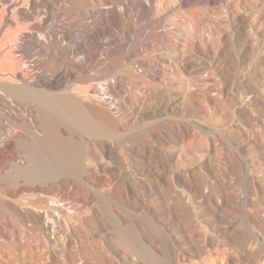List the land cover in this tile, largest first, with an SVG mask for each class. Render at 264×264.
Segmentation results:
<instances>
[{
  "label": "bare ground",
  "instance_id": "bare-ground-1",
  "mask_svg": "<svg viewBox=\"0 0 264 264\" xmlns=\"http://www.w3.org/2000/svg\"><path fill=\"white\" fill-rule=\"evenodd\" d=\"M26 1L0 0V196L9 198L10 201L5 200L9 204L12 201L19 206L40 208L44 213L72 210L73 215L68 216L73 222L70 231L59 222L54 230V236L68 232L64 254L58 249L63 264H78L86 247L93 245L113 253L121 264H183L201 253L199 241L191 238L184 252L169 256L156 248L149 235L167 243L166 232L189 225L188 219L196 216L190 217L191 206L205 197L209 204L231 211L230 180L250 179L259 201L264 203V183L255 168L256 163L260 164L256 160L264 164V140L258 137L261 144L254 141L250 145L253 149L246 143L248 147H240L234 142L237 147L230 145L231 154L224 146L225 153L218 149L217 156L216 142L208 143L204 137V133L209 134L208 127L185 115L194 101L208 103L214 99L221 104L226 118L224 125H219L221 133L226 129L248 132L245 127L251 121L264 131V0H108L110 7L105 11L99 9L100 0H49L51 4L45 7L44 0H32L30 4ZM64 4H69L68 14L85 5L89 7L97 26L85 28L79 36L93 46L87 57L91 63H100V46H109L108 67L107 63L98 70L96 63L86 64V60L78 58L82 40H72L75 29L60 22L59 7L63 9ZM131 7L139 10V20H132L133 14H122ZM153 15L157 17L144 25L145 19ZM42 19L51 20L52 25L47 24L51 26L49 31V26L42 31ZM105 35H109L107 42L96 40ZM144 41L148 42L145 50L139 46ZM31 50L35 53L32 62L39 63L43 57L45 65H58L60 71L55 70L57 73L49 77L46 69V75H37L36 80L29 82L24 69L27 71V62L32 58ZM15 116L22 120L14 119ZM184 133L186 139L190 136L188 147L191 142L196 146L193 152L190 150L192 165L187 160V144L180 147L176 157L167 149ZM199 133L204 134L203 139ZM155 144L161 146L158 162L151 158ZM104 159L110 161V167L101 165ZM217 160L225 168L220 175L221 184L206 177L194 179L192 190L196 176L192 178L194 172L189 171L197 166L200 173L198 166ZM160 179L170 187L166 193L157 184ZM120 180L132 191L138 185L145 198L141 206L134 205L132 209L135 222H131L138 223V231L135 224H127V216L121 218V212L120 219L114 216L118 209H114L109 196L100 197L104 187ZM146 198L155 199V203ZM255 208L251 219L254 227L264 223V211ZM229 211L221 217L227 237L234 235L231 227L238 216L235 210L230 212L232 216ZM2 213L3 243L8 241L10 247L22 243L23 253L28 251L30 242L46 245L39 234L21 226L19 216ZM164 224L170 231L162 227ZM233 240L236 242L237 238ZM9 256L12 259L5 263L15 261L16 257ZM258 264H264V260Z\"/></svg>",
  "mask_w": 264,
  "mask_h": 264
},
{
  "label": "rangeland",
  "instance_id": "rangeland-1",
  "mask_svg": "<svg viewBox=\"0 0 264 264\" xmlns=\"http://www.w3.org/2000/svg\"><path fill=\"white\" fill-rule=\"evenodd\" d=\"M31 1L32 0H27L26 2L28 4H30ZM50 1L49 0H44L43 3H42V6H44V7H45V5L48 6V3L50 5L51 4ZM106 1H108V0H100V2L98 3L100 10L102 9L103 11H105V10H108L109 9L108 7H110V5H107V4H109V1L108 2H106ZM236 1H238V0H230L229 3L236 2ZM239 1H242V0H239ZM66 5L64 4L63 9H62V7H59V9L61 8L60 9V11H61L60 12V15L62 14L61 17H60V19H62V20H60V22L63 23V26L65 24V27H67V25H68L67 28L72 27V28L75 29V31H73L74 37H73L72 40H74V39H75L74 41H77L79 39H80V41L82 40V48H81L80 54L77 55L78 58H82L83 61L86 60L84 62V63L87 62L86 64L90 63L91 65H94L96 63L97 65L96 64L95 65L97 67L99 65L98 68L96 67V69H98V70H101V69L105 68L106 65H107V63L111 60V59H109V57H107V52H108L107 49H108L109 46L107 44L100 46L101 47L100 50H99V55L100 56L98 57L100 63L98 61H94V62L91 63V62H89L87 60V57H88V54H89V52H90V50H91V48L93 46L88 45V44H85L83 42V39H81V37H80L81 36V33H82V30H84L85 28H87V27H92L93 28L94 26L95 27L97 26V24L96 25L93 24L95 22H94V20L92 18L93 15L88 11L89 10V7L85 5V6H83L84 8L83 7H80L78 10H76V12L74 11L75 13L68 14V12H66V11L69 8V4L67 5L68 7ZM42 10H44V9H42ZM122 14H124V16H130V17L133 14L134 16L132 15V17H131L132 20H135V21L139 20V18H138L139 17V10L132 9V7H131L130 11H126L125 12V10H124V12H122ZM156 17L157 16L153 15V16L149 17V19L148 18L145 19V23L143 21L144 25H146L147 22L150 21V19H153V18H156ZM42 20H44V22L42 21V23L45 24L43 26L41 25L42 26L41 29L43 28L42 31L44 29L47 30L48 28H49L48 29V31H49L50 28H51L50 25H52L51 20H50V22L48 21L49 23H51L50 25H48L49 27L47 26V24H49V23L48 22H45L46 21L45 19H42ZM112 27H114L113 29L116 30L115 25H113ZM78 30H80V31H78ZM178 33H179L178 36L180 35L179 36V39L182 40L183 34L180 31ZM124 36L126 37L125 39H124ZM124 36H123V39L125 40V42L126 43H129V38L126 35H124ZM108 38H109V35H105L104 37H100V38H98L96 40L100 41L101 43H105V42H107ZM147 43H148L147 41H144V42L140 43L139 46L140 47H143L144 50L145 49H148ZM29 55H32L31 60L29 59L28 62H27L28 63L27 71L28 70L29 71L27 72L24 69L25 76H26V78H27V80L29 82L30 81L33 82L34 80H36L39 75L40 76H43V75H46L47 74L46 76H49L50 77V76H52V73H54V72L57 73L55 70L60 71V66H59V70L57 68L58 65H56V66L55 65L48 66V64L45 65L46 60L43 63V61H44L43 57H42L41 60L38 61L39 63L32 62L33 55H35V53H34L33 50L30 51ZM34 63H36L37 65H33ZM109 63L107 65V67L109 66ZM38 64H39V66H38ZM29 66H31L32 68L29 69ZM45 66H46V68H44ZM36 67H38V68H36ZM101 67H103V68H101ZM46 69H47V71H46ZM43 71L44 72L46 71L45 72L46 74ZM42 73H44V74H42ZM49 73H51V74H49ZM13 84L17 85L16 82L13 83ZM0 94L2 95V93H0ZM1 95H0V97H1ZM203 103L204 102L199 101V100L194 101L192 103V105H193V107H191L192 109L190 108L191 110L190 109H189V111L187 110L185 112V115H188L186 117H189V118H191V116H192L193 119L196 118L197 121L203 123L206 127H208L209 134L207 135L206 133H204L206 135L204 137L207 138L208 143H212L213 140L216 142L215 144H216L217 147L215 146V148H216L215 149V155L220 156L219 154L220 153L221 154L225 153L226 149L229 150V151L227 150L226 152L230 153V151H231V153H232V150L230 148V145L237 147L236 145L238 144L239 146L240 145L241 146L243 145L244 147H248L249 146L248 148H251L250 145H251V143H254V141H255L254 144H256L257 142L259 144H261L260 143V139H261V141L264 140V137H263L264 136V131L261 129L262 130V133H263L262 134L260 132L261 131L260 128H258L257 125H254L255 123L252 125V123H253L252 121H251L252 123L249 121L250 122L249 123L250 126H249V124H247L249 127H245V128H248V132H247V130L245 128H243L245 130H242L241 129L242 130V133H240L241 130L236 132L235 130L232 131L231 129L224 130L226 132L228 131L227 133L225 132L226 135H225V133L224 134L221 133L219 131V129H220L219 125L220 124L224 125V121L226 120V118H223V117H225L223 115V113H222L223 110L220 109L222 107V106H220L221 104L219 102L217 103V101L214 100V99H210L208 103H204V104ZM16 117L17 116H15V118L14 117L13 118L14 119L19 118L17 120H20V121L22 120V117H20V116L17 117V118ZM223 119H224V121H223ZM17 120H14V121H17ZM20 121H17V122H20ZM222 125H221V127H222ZM252 130H253V132H252ZM212 132H213V134H211ZM255 132H257V133L255 134ZM199 134H200L199 136L201 137V139H203L202 138V135H204V134L203 133H199ZM259 134H260V136H259ZM183 136H184V138H183ZM183 136L180 137V138H176L178 140H175L176 142L174 141L172 143L173 145L171 144L167 148L172 155L175 154L174 155L175 157L177 156V153L180 150V147L181 146H183L184 144L186 145L187 143H190V141H188L189 138H190V136L188 137V139H186L187 136L185 137V133H184ZM215 136H216V138H215ZM225 136H228V138L225 137ZM258 137L259 138L261 137V138L258 139ZM182 138L184 139L183 140L184 142L181 141ZM255 138L257 139V141H256ZM252 139H253V142H252ZM226 140H229V143H227ZM221 142H222V144H221ZM234 142L237 143V144L235 145ZM245 143H246V145L248 144V146H246ZM191 145H190V147H188V144H187V147H188L187 148V154L189 155L188 156L189 158L187 157V160H189V162L191 161V165H192L193 159L191 158V155H192L191 151L192 150L194 151V148L196 146H193V142H191ZM224 146H226L225 147L226 149L224 148ZM152 147H153V149L151 150V152H152L153 155L151 156V158H152L153 161H157L158 162L159 161V158H158L157 155H158V152H159L161 146H158V145L155 144V146L153 145ZM218 149H219L220 153H219ZM251 149H253V147ZM104 162H106V163H104ZM256 162H259L260 163V164L256 163V166H255V168H257L256 169V171H257V177L264 183V164H263V161H257L256 160ZM100 163H101V165L104 164L106 167H110L111 166L110 161H106V159H104ZM144 164L145 163H143V165ZM193 168H194L193 171H189L190 173L191 172H194V174L192 175V178H193V176L194 177L196 176L195 178H193V182H194V179H195V181H197V179L202 180V179H206L207 178V179H212L213 183L216 184V185L217 184L218 185L221 184L222 180H220V179L222 178V176L220 177V175L224 172V169L225 168L223 169V166L221 165V162L219 160H217L215 162H212L209 165H207L205 163L204 164L202 163L200 166H198V168H200L199 171H201L202 173L201 172L200 173L198 172L197 166H194ZM204 168H205V170H204ZM172 169H174V168H172ZM221 169H223V171ZM215 178H217V179H215ZM218 178H219V180H218ZM230 181H232L231 184H230V189H231V191L233 190L231 192L232 194H230V196H231V198L233 200V203L231 205L232 208H230V210L231 211H234L235 210L234 212H236V215H238L237 218L234 220L233 226L231 227V230H233L231 232L234 235H231V237H229V236L227 237L226 234L224 235L223 230H222V223H221L222 220H221V217H223L225 215V213H227V215H228L229 208L226 209L225 207L220 206V205L219 206H217V205L216 206H213L212 204H209L208 202H206V199L207 198L205 197V198H203V200H201L202 202L200 201V202H198V204H194V205L191 206L192 207L191 208L192 209V214H191L190 217L195 216V215L196 216L195 217H192V218H189L188 219L189 222L187 221V223L189 225L186 224V226L185 225L182 226V228L184 227L183 229L181 227L180 228L175 227L174 229L172 228L173 230L170 231L171 228L166 227L165 224L162 225V227L164 226L165 228H169L168 231H170L167 234V232L165 230L166 235H168L167 236V243L163 244L158 239L153 238L152 236L149 235V238L151 237L150 240L151 241L153 240V242L155 243V245L157 244L156 245V248H158L159 250L161 248L160 251H164L169 256H174V254H177L178 251L180 252L182 250V252H184V248H186L185 246L186 245H189L190 244V241L192 240L191 238H193V239H196L197 241H199L198 243L201 245V247H202L203 250L201 251V253L199 255H194V256H192V258H190V257L187 258V260H185L183 262V264H252V262H254L253 264H256V262L258 264V262L260 260L263 261L264 260V256H263L264 255V226H263L264 223L262 222L263 225L262 224L261 225L256 224V226L254 227L255 224H253V222H252L251 219H252V214H254V210L256 209L255 207H257L259 209V211L261 209H262L261 210L262 212L264 211V205H263L264 203H263V201H259L260 200L259 199V195H257V190H256V187L254 185V182H252L250 179H246L243 182L236 181V182H239L240 184L243 183L241 186H239L240 185L239 183H237V185H238L237 186L236 185V182H233V180H230ZM114 182L111 183V186L110 187H107L110 190H108L105 187L103 188V190H102V194L103 195H100V197L101 196H109L108 197L109 200H111V201L114 202V206H113L114 209H118V210H116L117 213L114 214V216H116V217H118L120 219V216L121 215H122L121 218L123 217V215H125L127 217H125L124 219L128 218V220H129V222H127V224H132L133 222H135V216L133 215V212H132V209H134L133 206L134 205L135 206H141V204L143 203L142 200L145 199L142 196V194H143L142 193V190H141V188H139L138 185H135L134 186V189H133L134 191H132L131 189L128 188V185L125 184L126 182H122V180H120V181H114ZM0 183H1V180H0ZM157 184L158 185L160 184L159 186L162 187L160 189L162 190V192L165 191L164 193H166L167 190L170 189V187L164 182L163 179H160V182H158ZM158 185H155V186H158ZM123 186H124V188H123ZM246 186L248 187V189H247ZM135 187H136V189H135ZM234 187H235L236 190L234 189ZM238 187H239V191H237L238 190L237 189ZM192 188H193L192 190H194V188H195V182L193 183ZM164 189H166V190H164ZM118 190H119V192H117ZM234 191H236L237 193L234 192ZM240 191H241V193H240ZM252 191H254V192H252ZM112 192L113 193L115 192V193L112 194ZM125 192H127V194ZM135 192H137V193H135ZM133 193H135V194H133ZM235 193L237 195H235ZM249 194H251L252 197ZM1 195L2 196H0V198L2 200L0 199L1 200L0 201V206H1L0 210L2 209L3 211H0L1 212L0 214H3L2 212H4V214H7L8 215V214H12V212H13L14 215H16L17 217L19 216L21 219L24 218V219L21 220L18 217L19 218V221L22 223V224L20 223L21 226L23 225L22 227H24V229L26 231H30V232L32 231L34 233L39 234L42 237V239L46 240V245L44 247H41L42 245H39V246L37 245L36 246L35 244H37V243L30 242V245H28L30 248L27 247L28 249H26V250H28L27 251L28 253L25 252L26 254H29L30 256L29 255L26 256L25 253L22 252V250H23V248H21L22 247V243H20V242L18 243L17 242V245H13V247H10V245L6 244L8 241L7 242L5 241L6 243H3V241L0 239V264H11L12 262H13L12 264H63V261L61 260L62 259V253L64 254L63 245L65 246L64 242H65V239H66V234H68L67 231H70V229L72 227V223L73 222L68 220L69 217L71 215H73L72 210L63 208L61 210H58L59 212L58 211H55V212L52 213V211L50 210L49 213H46V212L44 213L42 211V209H40V208L39 209L38 208L35 209V208L30 207V206H24V205H22V206L20 205L19 206V204L18 205H17V203L14 204V203H12V201L9 204L7 201H5V200L10 201L9 198H5L3 194H1ZM96 195H99V194H96ZM114 195H116V196H114ZM253 195H255V196L253 197ZM125 196H127L126 199L128 198L131 203L128 201V199L127 200L125 199ZM133 196H136L135 197L136 199ZM237 196L238 197L240 196L239 198L240 199L242 198V199L241 200L238 199V200H240V201H238L237 200V198H238ZM116 198H117V200H116ZM139 198H141V200ZM149 199H151V198H149ZM149 199H147V201ZM119 200L121 201V203L119 202ZM236 200H237V202H236ZM251 200H253V202ZM151 201H153L155 203V199L152 198ZM137 203H138V205H137ZM253 203L254 204L256 203L257 205L254 207V206H252ZM117 204H119V206H117ZM125 204H127V205H125ZM239 205H241V206H239ZM5 206H6V208H5ZM260 206H262V208H260ZM5 211H7V213ZM231 211H229V214H230ZM251 211H252V213H251ZM9 212H11V213H9ZM119 213L121 215H119ZM128 214L131 215V216H128ZM250 214H251V218H249L250 217ZM48 215L50 217H47ZM30 219L31 220L33 219L34 220V223H32L33 221L31 222ZM131 221H133V222H131ZM239 221H240V223H239ZM57 222L61 223L62 225H65L67 227V229H66L67 231L64 230L66 233L65 232L63 233V231H62V233H59V235H56L57 236V238H56V236H54V230H55L56 227H58ZM136 224H137V226H136ZM218 224H220V225H218ZM133 225L135 226V230L138 231L139 230L138 223H133ZM65 226H63V227H65ZM7 229H10L11 230V227L10 226H7ZM183 230L185 232H183ZM173 234H175V235H173ZM177 234L179 235V237L177 236ZM232 238L233 239H236L237 238L236 242H234V240ZM154 240H156V241H154ZM257 242H258V244H257ZM234 243H237V246L238 247ZM97 244H99V241H97ZM100 244H101V242H100ZM159 244H161V245H159ZM250 245H251V247H250ZM7 246L9 247V250H7ZM99 246H101V245H99ZM179 246H184V247H179ZM228 246H229V248H228ZM86 248H87V250L85 251V253H82V255H81V261L78 262V264H121L120 261L115 257V255L113 253H110L106 249H104L105 251L103 249L101 250L100 249L101 247L98 248L95 245L88 246ZM58 249L63 250L62 253ZM228 249H230V250H228ZM4 250H5V252H4ZM6 252H8L10 254H7ZM253 252H255V253L258 252V253H256V255H255V253L252 254ZM260 253H262V254H260ZM46 254L48 256L47 258L45 257ZM251 254L253 255V257L251 256ZM9 255H12V257H16L15 261H11L10 260L11 261L10 263L9 262L8 263H5V262L9 261V259L11 258V256H9ZM254 255L256 256L257 259H254L255 258ZM29 258H31V259H29ZM44 259L45 260L47 259V260L44 261ZM255 260H257V261H255Z\"/></svg>",
  "mask_w": 264,
  "mask_h": 264
}]
</instances>
